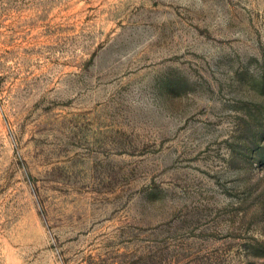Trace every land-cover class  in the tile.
<instances>
[{
  "label": "rangeland",
  "instance_id": "1",
  "mask_svg": "<svg viewBox=\"0 0 264 264\" xmlns=\"http://www.w3.org/2000/svg\"><path fill=\"white\" fill-rule=\"evenodd\" d=\"M0 264H264V0H0Z\"/></svg>",
  "mask_w": 264,
  "mask_h": 264
}]
</instances>
